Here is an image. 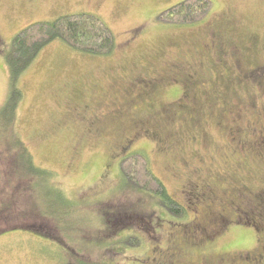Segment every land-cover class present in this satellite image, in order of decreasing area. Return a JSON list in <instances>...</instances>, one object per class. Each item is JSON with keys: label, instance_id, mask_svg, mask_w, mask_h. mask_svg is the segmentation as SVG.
<instances>
[{"label": "rangeland", "instance_id": "374dc122", "mask_svg": "<svg viewBox=\"0 0 264 264\" xmlns=\"http://www.w3.org/2000/svg\"><path fill=\"white\" fill-rule=\"evenodd\" d=\"M182 1L0 0V108L9 95L3 55L30 23L87 12L115 39L98 57L53 41L18 79L14 127L74 208L58 221L50 207L52 224L31 228L17 207L7 222L17 230L0 234V264H139L158 250H178L179 264H254L248 253L264 252V204L256 213L239 195L264 202V0H210L194 23L156 20ZM135 151L183 219L127 187L118 163ZM9 162L0 145V190ZM198 178L211 192L184 196L181 186Z\"/></svg>", "mask_w": 264, "mask_h": 264}, {"label": "trees", "instance_id": "16d2710c", "mask_svg": "<svg viewBox=\"0 0 264 264\" xmlns=\"http://www.w3.org/2000/svg\"><path fill=\"white\" fill-rule=\"evenodd\" d=\"M211 5L210 0H184L164 9L156 20L170 24L194 23L207 15ZM56 40L75 52L95 57L107 56L115 47L114 34L110 28L98 15L87 12L65 14L51 22L30 23L12 37L3 55L8 72L9 95L0 108V145L9 155L11 162L7 170L8 184L4 190H0V234L8 230H17L9 227L7 223L18 213L17 207L20 209L22 219L32 222L31 228L51 225V222L48 223L49 220L60 221L62 215H71L73 212L74 204L62 192L56 181L55 172L35 164L14 127L15 114L22 95L17 87V81L32 65L42 48ZM118 167L123 180L129 184L128 188L149 193L169 216L183 219L186 209L169 196L162 181L152 173L145 155L137 151L126 153L120 159ZM27 198L28 203L25 204ZM22 200L23 207L20 208L19 203ZM50 207L54 209L56 218L48 216L47 210ZM42 221L46 223L43 225ZM135 239L130 242L131 246L138 245L139 239L136 237Z\"/></svg>", "mask_w": 264, "mask_h": 264}, {"label": "flooded vegetation", "instance_id": "af4514ba", "mask_svg": "<svg viewBox=\"0 0 264 264\" xmlns=\"http://www.w3.org/2000/svg\"><path fill=\"white\" fill-rule=\"evenodd\" d=\"M261 68H264V67H261ZM146 132L149 133L146 129L144 131H142V133H146ZM150 135L152 138L155 139L154 134L150 133ZM263 141H264V139L262 140V142ZM161 142H162V140H161ZM161 142H160V139L157 140V143H161ZM181 187H182L181 193L183 192L182 194L184 196L187 194V192H190V190H192L194 192L195 197H197L198 200L201 199L199 191H201V194H203V195L205 194L206 196L211 192V186H208V184L205 182V179L202 180L200 178L193 180L192 183L191 182L189 183V181H188V182L184 183ZM259 192L264 193V190L261 189V190H259ZM244 194H239V195L241 196V198H244L245 202L250 204V206H251L250 209H253L257 213L256 205H258V206H260L261 204L263 205L264 202L262 201V199L258 198V195H256V193H252V192L249 193L248 192V195H246L247 193H244ZM206 196H204V197H206ZM261 215H264V214H261ZM241 217H242L241 215L240 216L237 214L235 215V218L237 221H238V218H241ZM256 217L259 218L257 215H256ZM261 217H263V216H261ZM248 226H249V228H252L255 233L259 232L258 228H256L255 224L249 222ZM194 228L197 229L196 235L199 238H202V230H200V228L198 226H195ZM194 228L191 229L192 232H194L193 231ZM173 239H175V237ZM183 242H185V241L183 240ZM188 245H190V244H188ZM157 247H160V246H157ZM178 252H179L178 250H177V252L176 251L170 252L169 255L164 258V254H162V253H164V251L158 250V251H156V254L158 255L157 257L151 258L147 263L145 261H141V260L138 261V263L139 264H179V261H177V253ZM262 253H264L263 250L261 251V253H257L256 255L248 253L247 256L250 258L252 257L255 260L254 264H260L258 259L259 258L261 259ZM174 260H175V262L173 263ZM228 263L229 262L227 260H222V258H220L218 261L215 262V264H228ZM198 264H213V262H211V261H207V262L199 261ZM251 264H253V261L251 262Z\"/></svg>", "mask_w": 264, "mask_h": 264}]
</instances>
